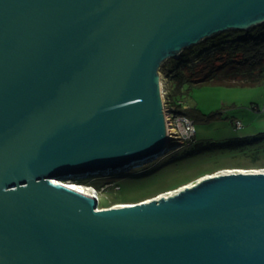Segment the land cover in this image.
Here are the masks:
<instances>
[{
  "label": "water",
  "instance_id": "obj_1",
  "mask_svg": "<svg viewBox=\"0 0 264 264\" xmlns=\"http://www.w3.org/2000/svg\"><path fill=\"white\" fill-rule=\"evenodd\" d=\"M262 24L264 0H0V264H264V171L102 209L58 181L182 147L161 67Z\"/></svg>",
  "mask_w": 264,
  "mask_h": 264
},
{
  "label": "rangeland",
  "instance_id": "obj_2",
  "mask_svg": "<svg viewBox=\"0 0 264 264\" xmlns=\"http://www.w3.org/2000/svg\"><path fill=\"white\" fill-rule=\"evenodd\" d=\"M202 56V55H201ZM201 56L192 55L189 58V64L195 65L200 63ZM173 64L172 62L168 63ZM170 69V68H168ZM165 90H175V79L171 73L170 77L160 69ZM183 93V100L185 107H198L203 113L207 114L205 120L195 121L196 137L195 143H216L215 148L210 152L211 159H204L199 163L186 164L185 167L178 170L174 166H170L168 162L164 167L166 172L163 173L165 178L169 179L168 182L174 181L179 176L188 175L193 178L198 171H205L209 169L210 172L195 177L184 185L165 190L157 194L155 191H160L165 184L158 185L159 181H147L144 185L131 187L130 182L126 183L132 175V170L129 169L125 172L109 175H97V180L100 187L96 188L92 182L83 183L78 179H72L75 182L85 184L86 187L94 186L95 195L98 198L99 206L113 205L114 203L132 202L133 200L119 199L115 200V195H126L139 190L152 189L148 195L155 194L157 196H168L169 193H177V189L183 188L187 184H195L200 179L212 174H224L232 170H257L264 171V156L259 159H253L252 156L242 152L239 149L246 146L259 147L261 151L264 148V82L256 85H216L211 83H198L188 84L185 83L181 87ZM168 98V94L165 95ZM183 109L182 105L178 109ZM242 121L243 127L238 128L235 126V120ZM193 146L187 143L180 147V150H190ZM245 148V149H246ZM178 150V149H175ZM162 155L157 161H163V165L167 162L166 158L169 157L172 151ZM255 154V152H254ZM205 157V156H204ZM156 161V162H157ZM166 161V162H165ZM142 166L134 168L137 170L143 169ZM136 170V171H137ZM122 183H116L120 181ZM134 183V181H131ZM120 186V188H119ZM145 196V197H146ZM149 197V198H153ZM158 198V197H157ZM142 199V198H140ZM148 199V198H146Z\"/></svg>",
  "mask_w": 264,
  "mask_h": 264
},
{
  "label": "trees",
  "instance_id": "obj_3",
  "mask_svg": "<svg viewBox=\"0 0 264 264\" xmlns=\"http://www.w3.org/2000/svg\"><path fill=\"white\" fill-rule=\"evenodd\" d=\"M227 39H232V44H227ZM227 44V45H225ZM207 45L217 47L216 51L213 53H205L201 56V61L195 65H184V59H186L193 50L189 49L185 51L181 59L175 60L171 69L173 78L175 79V90L170 89L168 92L167 104L173 107L181 106L179 103L180 99H183V93H181V87L183 84H198V81L204 79L202 83H211L216 85H256L264 82V24L261 26L250 29L249 31H236V32H226L221 34L218 37L212 38L204 42L202 45L194 48V53L200 49H204ZM205 50V49H204ZM182 62V63H181ZM181 63V65H177ZM165 73L168 72V66L163 65L161 67ZM170 73V75H171ZM183 113L190 116L194 121H203L207 114L203 113L198 107H187L185 109H178ZM196 137V135H195ZM195 137L186 142L185 144H191L192 149L190 150H175L172 151L169 157L166 158V163L163 161H152L143 165V169L137 170L132 169L131 176L127 177L126 181L130 182L131 187H136L138 185H144L147 181H159L158 185L165 184L160 191H155L157 194L165 190H171V188L179 187L188 183L195 177H200L208 171H198L193 178L185 176H179L174 181L168 182L169 179L165 178L163 173L166 172L164 169L170 162V166L178 170L185 167L186 164L190 165L191 163H199L204 159H211L209 157L212 149L216 143H195ZM246 146L241 147L239 150L246 152L247 155L252 156L253 159H259L264 156L263 151L259 147L251 146L246 148ZM255 152V154H254ZM205 156V157H204ZM157 161V162H156ZM137 170V171H136ZM97 180V175H89L85 177L78 178L79 182L89 183L92 182V185H95L96 188L100 187V184ZM131 181H134L131 182ZM116 183H122L121 180ZM120 188V186H119ZM152 192V189L148 190H139L126 195H115V200L128 199L136 202L138 200L153 197L155 194L148 195ZM154 193V192H152ZM146 196V197H145ZM142 198V199H140ZM112 205V204H111ZM109 206V205H108ZM107 207V206H102Z\"/></svg>",
  "mask_w": 264,
  "mask_h": 264
},
{
  "label": "built area",
  "instance_id": "obj_4",
  "mask_svg": "<svg viewBox=\"0 0 264 264\" xmlns=\"http://www.w3.org/2000/svg\"><path fill=\"white\" fill-rule=\"evenodd\" d=\"M164 85V84H163ZM168 90L164 88L165 95L168 94ZM179 103L182 105L183 109L187 108L185 107V101L183 99L179 100ZM167 107V120L168 125L170 127V131L173 133V135L176 137V140L182 143H186L188 141H191L196 133V126L195 121L188 116L187 114L183 113L181 110L177 111L176 108L171 105H168L166 102ZM235 126L238 128L243 127L242 121L239 119L235 120ZM238 170H232L231 172H237ZM243 172H255L256 170H239ZM95 193V192H94Z\"/></svg>",
  "mask_w": 264,
  "mask_h": 264
},
{
  "label": "bare ground",
  "instance_id": "obj_5",
  "mask_svg": "<svg viewBox=\"0 0 264 264\" xmlns=\"http://www.w3.org/2000/svg\"><path fill=\"white\" fill-rule=\"evenodd\" d=\"M164 84V83H163ZM255 172H259V171H255ZM218 174H212V175H209V176H212V177H215V176H217ZM207 177H208V175H207ZM205 178V177H204ZM204 178H202V179H204ZM202 179H200V180H202ZM199 180V181H200ZM58 181H61V182H63V183H65V185L66 186H68V187H70V188H74V189H77V190H79V191H81V192H83V193H89V194H91V195H94V190H95V188H94V186H90V187H86L85 186V184H81V183H78V182H75V181H73V180H66V179H63V180H58ZM192 185H194L193 183H191V184H187V185H185V186H183V188H180V189H177L176 191L178 192V191H181L182 189H185L186 187H191ZM170 195H174L175 194V192H171V193H169ZM169 196V195H168ZM158 198L159 197H162V196H157ZM156 197V198H157ZM154 198V197H153ZM153 198H148V199H143L142 201H140L139 200V202H147V201H149V199H153ZM137 203V202H136ZM130 204H133V202H125V203H121V204H118V203H114L113 205H110V207H115V206H126V205H130ZM109 207V206H108ZM102 208H104V207H98L97 209H102Z\"/></svg>",
  "mask_w": 264,
  "mask_h": 264
}]
</instances>
